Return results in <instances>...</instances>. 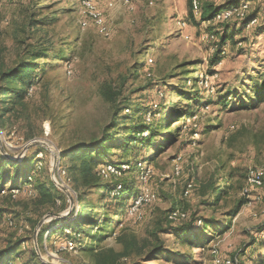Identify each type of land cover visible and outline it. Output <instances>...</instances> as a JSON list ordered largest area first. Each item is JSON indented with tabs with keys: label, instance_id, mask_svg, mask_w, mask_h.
Wrapping results in <instances>:
<instances>
[{
	"label": "rangeland",
	"instance_id": "1",
	"mask_svg": "<svg viewBox=\"0 0 264 264\" xmlns=\"http://www.w3.org/2000/svg\"><path fill=\"white\" fill-rule=\"evenodd\" d=\"M205 1L220 4L225 0H204L203 4ZM190 2L130 0L125 4L123 0H100L99 10L111 29L106 35L87 16L80 0H0V67L14 66L38 43L54 42L57 50L65 49L61 57L41 60L45 69L32 78L27 112L15 106L16 114L6 113L0 121V145L19 160L35 155L26 171L35 167L34 172L38 171L34 174L42 181L50 175L58 188L52 192L60 199L55 204L42 203L41 193L30 183L20 188H10L8 183L1 189L0 252L10 241L20 240L18 253L22 257L15 259V264H34L37 245L45 263L94 264L93 254L86 248L89 238L75 239L69 236L70 228L65 227L64 233L60 229L76 217L78 194L83 191L60 161L64 149L91 141L120 116L105 89L112 95L121 92L115 98L120 107L129 99H138L145 107L161 106V115L170 109V102L172 112L181 108L187 113L191 107L197 111L190 119L174 122L177 116L170 118L168 131L174 134L165 143L160 138L157 150L143 151L147 161L138 163V172H128V155L121 149H114L100 162L106 181L119 184L129 178L137 194L131 198L132 191H128L111 225L107 215L115 200L90 188L81 209L90 229L95 219L101 224L98 230L93 227L100 237L93 244L94 251L101 245L121 251L118 236L123 231L135 233L140 244L150 242L153 232H158L171 251L185 257L189 246L171 233L158 231L175 209L171 215L185 216H170L173 220L185 218L187 211L189 216L216 225L193 232L199 247L191 250L189 262L159 258L148 264H216L225 258L234 264H264L255 261L264 255L259 241L248 248L254 238H264V190L248 183L249 168L264 165V99L252 108L241 107L245 98L255 95L256 80L264 74V0H250L249 15L257 16V23L247 26L245 19L230 21L228 31L233 36L225 45L223 60L214 66L211 59L218 49V38L211 40L215 38L211 28L222 33L224 27L217 25L219 22L203 21L202 8L193 16ZM33 13L34 19L55 15V20L26 30ZM66 43L72 47L68 49ZM226 91H230L231 104L221 108L216 102ZM252 99L250 103L255 104L256 99ZM125 113L128 117L120 120V126L133 125L137 121L133 112ZM151 113L146 114L148 122L153 118ZM117 144L123 145V140ZM213 184L224 189L218 200L211 191ZM139 197L141 202L137 203ZM241 201L238 213L231 215ZM132 206L134 211H130ZM38 216L42 217L35 225L33 220ZM220 226L223 232L213 231Z\"/></svg>",
	"mask_w": 264,
	"mask_h": 264
},
{
	"label": "trees",
	"instance_id": "2",
	"mask_svg": "<svg viewBox=\"0 0 264 264\" xmlns=\"http://www.w3.org/2000/svg\"><path fill=\"white\" fill-rule=\"evenodd\" d=\"M203 1L204 0H202L201 7L203 10L202 19L203 21H207L212 20L214 15L220 9L227 8L228 6L238 3L242 0H225L220 4L206 1L203 4ZM190 3L192 14L195 16L192 8V0ZM33 16L34 13L33 15L30 14L27 20L28 24H26V30L27 28H34L36 25H47L48 22L55 20V15H52V17L46 15L41 19H34ZM253 17H255V15L248 14L245 21H248ZM229 23L230 21H225L219 22V24H217L221 27H224L222 33L215 31V28L214 30L211 28V33L215 35V38L211 40L218 38V49L214 51L213 58L211 59L212 66L217 65L223 60V50L225 49V45L231 41L233 36L228 31ZM67 44L68 43H66V45ZM71 47L72 45L68 44V49ZM64 51V48L57 50L54 42L49 44L38 43L37 45L31 46L27 50L26 54H22L14 66L8 68L0 67V121H3L2 119L6 113H11L14 111V114H16L15 106H22L24 112H27L29 106L27 103V98L29 90L32 87V78L34 75L41 74L42 70L45 69L44 65L40 63L41 60L52 56L55 58L57 56L61 57L63 56ZM143 56L144 54L141 53L140 60H142ZM178 76L181 77L182 75L178 74ZM185 78H188V76H185ZM171 88L173 89V86H171ZM254 90L255 95L253 97L245 98L241 107L248 109L252 108L258 102L264 99V74L258 76L254 85ZM117 91H114L115 94L112 95V92H110L108 89H105L104 94L109 100L112 101V103H114V105H116L115 109L117 111H115H119L120 116H117L115 121H113L110 126H106L100 135L96 134L91 141L76 142L72 147L64 149L61 153L62 155L60 164H63L64 168L67 170L69 178L73 181L76 187L83 188L84 192H78L80 208L76 212V217L68 223L62 225L60 229L62 230V233H64L63 230L65 227L70 228L72 232L69 234V236L75 239L79 238V240H83L85 236L89 238V243L86 248L90 253L93 254L94 264H148L149 261L159 258H163L164 260H169L171 258L173 262H180V260H185V263L189 262V260L193 258L191 250L199 247V243L194 240L193 232L196 229L203 228L208 225L215 227L216 223L212 221H205L204 223L203 218H197L196 215L189 216V213L184 210L183 211L186 213L185 218L189 216L187 219H171L170 215L175 211V209H173L165 217V225L159 227L158 231L161 233H171L179 239L180 243L189 246L190 252L185 257V254L182 255L177 251H171L169 246L166 244L165 239L158 235V232H153V239L150 242L146 241L140 244L135 233L123 231V233L118 236V242H120L123 246L121 251H116L113 247H107L104 245H99L100 247L98 250L94 251L93 244L94 242H98L100 237H98L97 234H94L95 230L93 227L98 230L101 224L98 223L97 219H95L94 226L92 229H90V223L87 217L82 215L81 209V201L86 198L87 195H89L88 192L90 188H94L95 192L102 196L103 194L101 193H104L106 196H111V198L115 200V206L112 212H109L107 215L108 221L111 222V225L115 224L117 215H119L120 209L124 205L125 197L128 191H132L131 198L137 194L135 188L132 187L133 185L129 178L124 179L123 182L119 184L106 181L105 176L102 175L99 168L100 162L111 156L110 154H112L114 149H121V152H124L126 155H128L126 156L127 159L125 161L128 162L130 167L128 172H138V163L147 161V154H145V152L143 153V151L148 152L151 150V148L157 150L162 144L159 143L160 138L165 143L170 140V136L174 134L173 131H168L170 118H172L174 115L177 116V119H174V122L182 119H190L197 111L196 107H191L189 111L186 110L187 113H185V111L181 108H179L177 111L173 109L174 112H172V103L170 102L168 104L170 109L164 111L161 115V106L158 105L157 108L145 107L143 103L137 101L138 99H129L122 107H120V105H117L118 102L116 103L115 101V98L121 94L120 91L119 93ZM229 95L230 91H226L224 95H220L216 104L221 105V108L229 106L231 104ZM252 98L256 99L255 104L250 103V100H253ZM191 99L192 98L190 97V100ZM207 100L209 103L213 102L212 99ZM134 101L136 102V108L133 107ZM191 106H193V104H191ZM126 110H131L133 112V117H135L134 119L137 121L131 126H126L125 124L120 126V122H122L120 120L128 117L127 113H125ZM150 111L152 112L151 114L153 118L148 122L145 117ZM144 131H147L148 135H143ZM120 140H123V145L117 144V142ZM40 148L43 152L45 151L43 147ZM34 158L35 155L28 158L24 157L20 160H11L6 158L0 150V191L8 183L10 188H20L21 185L30 183L33 189L37 190V193H41L40 201L42 203L55 204L56 200L60 199L57 198V196L55 197L52 192L53 190H58V188L51 176H48L46 179L47 181H42L37 177V175L35 176L38 171L37 170L36 173L34 172L36 170L35 167L32 170L26 171V166L32 160H34ZM117 167L119 170H122V167L119 165H117ZM30 177L31 179H29ZM119 186L121 189H117ZM222 190L224 189H220L217 184H213L211 186L212 194L217 196L215 198L217 200L221 198V195L224 192ZM242 204L243 201L239 202V204H237L233 210H231V215L238 213ZM92 205L96 208L94 203H92ZM41 217L38 216L35 218L33 223L36 225ZM182 219L185 220L183 222H179V224H174L176 223L175 221ZM105 223H107L106 219ZM220 228L221 226L219 228H214L213 231L219 229L221 232H223V228ZM263 231L264 227L262 228L261 232ZM221 232L219 234H221ZM43 237L44 235L42 233L39 239L40 248L43 246ZM256 240L259 241V246L264 248V238L262 237L259 239L254 238L252 244L249 245L248 248L255 246ZM20 245H22L20 240L10 241L8 245L0 252V264H15V259H21L22 256L20 253H18ZM204 246L205 244L201 245L200 248ZM178 256H181L182 258H179ZM263 256L264 255L253 258H255V261L262 260L261 262L264 263ZM33 261L34 264H48L40 259L35 249Z\"/></svg>",
	"mask_w": 264,
	"mask_h": 264
},
{
	"label": "bare ground",
	"instance_id": "3",
	"mask_svg": "<svg viewBox=\"0 0 264 264\" xmlns=\"http://www.w3.org/2000/svg\"><path fill=\"white\" fill-rule=\"evenodd\" d=\"M3 1V0H1ZM82 6L85 9L87 16L94 22V24L100 29L101 32L106 35L110 33V27L106 24L105 19L102 17L99 10V1L100 0H80ZM125 4L129 3L130 0H123ZM192 8L194 13L197 15L201 12V0H192ZM250 1L243 0L239 3L232 4L227 8L220 9L213 17V22H225L231 21L234 18L243 20L247 18V15L250 11ZM258 22V17L255 16L247 21V26L255 24ZM112 167V165H110ZM64 171V170H63ZM115 171V169H114ZM112 171V173L114 172ZM264 165H255L249 168L248 171V183L258 189L264 190ZM19 189H13V191ZM143 201V200H142ZM141 202V198L137 200V203ZM4 216V215H3ZM171 218H176V216L184 217L185 214H177L175 216L170 215ZM5 217V216H4ZM3 217V219H4ZM0 220H2L0 218ZM10 224H13V219H6ZM13 226V225H12ZM216 264H234V261L230 258L218 260ZM236 264V263H235Z\"/></svg>",
	"mask_w": 264,
	"mask_h": 264
},
{
	"label": "water",
	"instance_id": "4",
	"mask_svg": "<svg viewBox=\"0 0 264 264\" xmlns=\"http://www.w3.org/2000/svg\"><path fill=\"white\" fill-rule=\"evenodd\" d=\"M0 150H1L2 154H3L6 158L11 159V160H19V158H16V157L11 156V155L8 153V151L5 150V148H4L3 145H0ZM23 154H24V152H23ZM56 157H57V156H56ZM55 162H57V158H55ZM41 224H42V221H40V223H39L38 226H40ZM37 252L39 253L38 245H37ZM48 264H50V263H48Z\"/></svg>",
	"mask_w": 264,
	"mask_h": 264
},
{
	"label": "built area",
	"instance_id": "5",
	"mask_svg": "<svg viewBox=\"0 0 264 264\" xmlns=\"http://www.w3.org/2000/svg\"><path fill=\"white\" fill-rule=\"evenodd\" d=\"M218 46V45H217ZM212 80V79H211ZM262 174H264V173H262ZM135 210V208H133V206L130 208V211H134Z\"/></svg>",
	"mask_w": 264,
	"mask_h": 264
}]
</instances>
